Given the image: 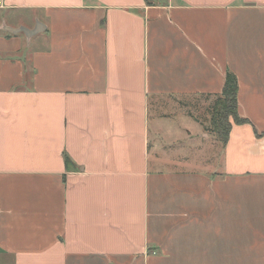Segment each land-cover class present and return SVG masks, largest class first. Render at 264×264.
<instances>
[{
  "label": "crops",
  "instance_id": "crops-1",
  "mask_svg": "<svg viewBox=\"0 0 264 264\" xmlns=\"http://www.w3.org/2000/svg\"><path fill=\"white\" fill-rule=\"evenodd\" d=\"M0 264H264V0H0Z\"/></svg>",
  "mask_w": 264,
  "mask_h": 264
},
{
  "label": "trees",
  "instance_id": "trees-1",
  "mask_svg": "<svg viewBox=\"0 0 264 264\" xmlns=\"http://www.w3.org/2000/svg\"><path fill=\"white\" fill-rule=\"evenodd\" d=\"M237 82L235 77L227 73L221 94L213 102L210 109V129L223 145L228 139L231 126L243 125L247 121L241 119L237 110Z\"/></svg>",
  "mask_w": 264,
  "mask_h": 264
},
{
  "label": "rangeland",
  "instance_id": "rangeland-1",
  "mask_svg": "<svg viewBox=\"0 0 264 264\" xmlns=\"http://www.w3.org/2000/svg\"><path fill=\"white\" fill-rule=\"evenodd\" d=\"M203 106L204 105H202V107ZM210 107H212V105ZM204 109H203L204 112L202 110L198 111V115L196 116V119H195L194 115L193 116H189V118H187V129H188V131H193V132H199V131H201L203 129H207V131H205V133L206 134L208 133V135H211V136H208L210 138L209 141L212 142V143L219 142L217 140L216 136L211 132V129H210V118L208 116V113H206ZM205 152L207 154L206 156L209 155V158L212 157L213 150L207 149V151H205ZM193 157H194V155H193Z\"/></svg>",
  "mask_w": 264,
  "mask_h": 264
},
{
  "label": "water",
  "instance_id": "water-1",
  "mask_svg": "<svg viewBox=\"0 0 264 264\" xmlns=\"http://www.w3.org/2000/svg\"><path fill=\"white\" fill-rule=\"evenodd\" d=\"M5 30L13 34L23 33L27 38H30L40 32V28L37 25L32 30H28L23 27L18 29L5 28Z\"/></svg>",
  "mask_w": 264,
  "mask_h": 264
}]
</instances>
